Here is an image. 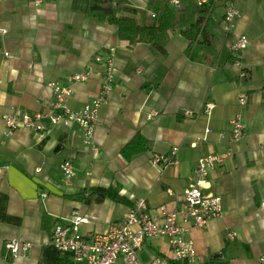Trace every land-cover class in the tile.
<instances>
[{"label": "crops", "instance_id": "obj_1", "mask_svg": "<svg viewBox=\"0 0 264 264\" xmlns=\"http://www.w3.org/2000/svg\"><path fill=\"white\" fill-rule=\"evenodd\" d=\"M153 1L129 0L139 21L150 20ZM194 2L181 0L179 7ZM230 2H223L218 28L211 22L216 42L200 45L206 55L194 58L177 29L169 31L164 54L143 42L129 45L117 37L115 26L87 14L89 0H42L39 5L0 0V27L6 29L0 37V264L12 259L14 264H71L70 253L57 250L50 235L72 209L89 217L79 225L83 234L106 232L140 196L162 217L179 207V194L196 178L198 157L226 151L231 154L209 171L203 189L221 196L223 214L187 234L200 256L195 264H264V0ZM229 3L238 13L224 32ZM241 33L248 37L242 50L244 77L231 52ZM108 47L114 48L115 75L92 140L76 123L58 124L47 133L27 127L7 133L3 114L42 109L52 96L49 81L66 82L86 72L85 80L71 85L67 103L78 109L96 96L103 64L94 55ZM241 93L248 95L246 104L239 103ZM206 101L214 104L210 113L203 111ZM184 108L194 115L186 116ZM236 113L245 135L232 141L230 119ZM137 131L147 149L125 159L120 148ZM173 146L174 164L162 169L152 164L153 153ZM65 159L74 166L69 178L60 168ZM96 186L113 187L123 200L91 192ZM229 230L235 232L233 239L226 235ZM13 237L31 243L15 258L3 246ZM169 253L168 238L159 235L146 237L137 255L146 261Z\"/></svg>", "mask_w": 264, "mask_h": 264}, {"label": "built area", "instance_id": "obj_2", "mask_svg": "<svg viewBox=\"0 0 264 264\" xmlns=\"http://www.w3.org/2000/svg\"><path fill=\"white\" fill-rule=\"evenodd\" d=\"M39 5L42 0H30ZM181 0H169L174 7L180 6ZM197 4L207 0H196ZM238 13L235 4H230L223 14L224 32L230 31L234 18ZM154 16V13L151 12ZM6 29L0 27V37ZM248 44V37L241 33L231 45L233 65L239 68V76L244 77L246 71L242 62V50ZM5 55H9L4 51ZM96 61L103 64L100 89L96 96L84 103L78 109L69 107L67 100L71 94V85L79 80L87 78L86 72L75 73L67 77L66 82L49 81L47 85L52 91L50 98L44 99V107L35 111H19L4 113L3 120L8 134H12L18 127H27L35 132L47 133L58 124L69 125L76 123L82 130L84 138L92 140L93 132L98 123L99 109L106 100V94L111 90L115 75L114 48L108 47L104 52L94 55ZM240 104H246L248 95L239 94ZM213 102L206 101L203 106L205 113H210ZM182 112L192 117L193 110L184 108ZM231 140H241L245 135V123L240 113L234 114L231 119ZM210 128L207 127L206 131ZM177 147L173 146L167 153H153L151 162L160 169L176 162ZM231 152L208 153L198 157L194 172V182L188 183L179 194V207L169 209L161 217L153 213L147 206L143 196L137 197L133 206L125 215L113 223L103 233L79 231V225L89 221V217L81 214L77 209H72L67 222H58L54 225L50 235V242L60 251L69 252L71 264H195L200 260L193 240L187 236L194 226H203L209 219L223 214L222 198L220 195L204 192L206 177L209 171ZM60 168L65 178L74 174V166L70 160H63ZM172 192L171 189H168ZM166 236L168 238L169 256L153 254L146 261L138 258V251L143 246L146 237ZM227 237L233 239L235 232L229 230ZM6 254L15 258L22 251L27 250L30 242L21 241L18 238L3 240ZM119 259L121 262H119ZM264 261V255L260 256ZM13 259L9 264H14Z\"/></svg>", "mask_w": 264, "mask_h": 264}, {"label": "trees", "instance_id": "obj_3", "mask_svg": "<svg viewBox=\"0 0 264 264\" xmlns=\"http://www.w3.org/2000/svg\"><path fill=\"white\" fill-rule=\"evenodd\" d=\"M148 9L155 14L150 16L149 21L142 22L134 16L138 10L130 5L129 0H89L87 14L115 26L117 37L126 40L129 45L143 42L163 54L166 52L165 45L170 38L169 31L174 29L187 39L185 51L190 57L206 55V50H202L200 45L209 47L217 40V35L211 26V15L214 10L212 0L202 4H186L182 7L172 6L169 0H155L148 4ZM262 93L264 95V86ZM146 149V139L137 131L122 145L120 153L125 159H130ZM96 191L123 200L111 186H96L91 192ZM57 263L61 262L57 261Z\"/></svg>", "mask_w": 264, "mask_h": 264}, {"label": "rangeland", "instance_id": "obj_4", "mask_svg": "<svg viewBox=\"0 0 264 264\" xmlns=\"http://www.w3.org/2000/svg\"><path fill=\"white\" fill-rule=\"evenodd\" d=\"M225 0H212V2H213V13H212V15H211V22H212V25H213V27L215 26V27H217L218 28V26H217V23H216V21L218 20V17H219V13L221 12V10H222V8H223V2H224ZM193 2H194V0H193ZM232 2H234V0H231V2L230 3H232ZM195 3V2H194ZM229 3V4H230ZM214 27V28H215Z\"/></svg>", "mask_w": 264, "mask_h": 264}]
</instances>
